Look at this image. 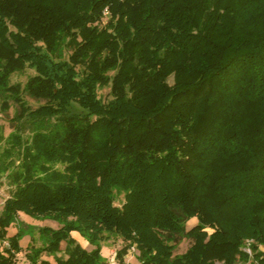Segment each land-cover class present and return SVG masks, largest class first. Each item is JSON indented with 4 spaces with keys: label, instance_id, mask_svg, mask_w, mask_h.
I'll return each instance as SVG.
<instances>
[{
    "label": "trees",
    "instance_id": "trees-1",
    "mask_svg": "<svg viewBox=\"0 0 264 264\" xmlns=\"http://www.w3.org/2000/svg\"><path fill=\"white\" fill-rule=\"evenodd\" d=\"M25 67L44 104L15 98L36 132L0 213V264L21 252L19 214L59 225L28 264H108L104 233L119 264L130 249L137 264H264V0H0V97ZM180 236L192 244L174 255Z\"/></svg>",
    "mask_w": 264,
    "mask_h": 264
},
{
    "label": "rangeland",
    "instance_id": "rangeland-1",
    "mask_svg": "<svg viewBox=\"0 0 264 264\" xmlns=\"http://www.w3.org/2000/svg\"><path fill=\"white\" fill-rule=\"evenodd\" d=\"M104 17L106 12H104ZM107 19V18H106ZM102 24H104L102 22ZM67 39H63L58 47V55L61 58L67 59L70 54V49L65 45ZM34 75V71L28 67L20 71L12 73L8 79L7 86L15 88L14 90L7 89L1 93L0 97V213L4 201L13 192L12 179L15 173L22 170V163L24 161L25 147L31 145V140L36 132V126L31 123L30 119L18 117L19 105L16 103L17 99L28 109L35 110L44 104V101L31 98L26 93V84L28 80ZM112 75V73H109ZM174 82V77L168 78V84ZM102 100L108 101L110 99L109 88H104L99 91ZM53 122V120H52ZM50 166L53 170L62 171L60 164H45ZM116 204L121 203L122 197L116 198ZM196 219H191L185 223L186 231L196 225ZM58 228L59 225L55 221L48 219H33L24 214H19L17 220L13 225L7 229V235L12 236L16 232L22 234L19 242L21 252L15 257L16 264H28L27 256L32 252L40 250L45 245V239L40 234V229L43 227ZM206 232L211 233L210 229H205ZM80 246L90 250L91 247L81 237L79 240ZM192 244V241L186 236L177 238L174 244V255L183 254ZM5 245V244H4ZM123 246L119 236L115 234L104 233L103 241L101 242V256L108 264H119L115 259L116 252ZM64 244L61 246V252L56 254L57 257H64ZM243 251L251 258L252 253L248 247V243L243 246ZM264 250V249H263ZM137 252L135 249H130L124 257L123 264H137ZM48 260L54 264L53 258L46 253H42L38 259ZM221 264V263H215ZM236 264H243L238 261Z\"/></svg>",
    "mask_w": 264,
    "mask_h": 264
},
{
    "label": "crops",
    "instance_id": "crops-1",
    "mask_svg": "<svg viewBox=\"0 0 264 264\" xmlns=\"http://www.w3.org/2000/svg\"><path fill=\"white\" fill-rule=\"evenodd\" d=\"M71 236L77 241L79 244L80 236L77 233H72ZM87 243V242H86ZM80 245V244H79ZM86 249V248H84ZM51 262V261H50ZM53 264V263H52Z\"/></svg>",
    "mask_w": 264,
    "mask_h": 264
}]
</instances>
